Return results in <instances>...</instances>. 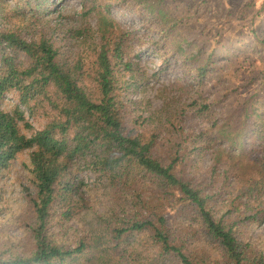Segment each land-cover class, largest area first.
Segmentation results:
<instances>
[{
  "label": "trees",
  "instance_id": "trees-1",
  "mask_svg": "<svg viewBox=\"0 0 264 264\" xmlns=\"http://www.w3.org/2000/svg\"><path fill=\"white\" fill-rule=\"evenodd\" d=\"M17 2L37 15L50 0ZM81 2L85 16H98L100 43L89 66L63 61L46 37L29 40L0 28V99L10 91L20 96L14 112L0 109V173L31 151L37 189V224L31 229L36 250L29 257L0 255V264H264V250L241 239L236 220L243 200L249 201L244 220L264 219V112L245 107L242 125L214 123L198 135L212 154L211 165L206 172L192 169L181 145L165 152L156 136L128 127L119 85L133 75L118 66L129 35L119 33L97 0ZM137 2L154 12L151 0ZM3 11L0 5V19ZM157 16L165 24L175 22L162 10ZM176 48L175 56L185 54L191 63L202 58L187 56L183 43ZM203 62L199 75L208 71ZM132 66L127 61L125 71ZM194 105L198 114L211 116L209 105ZM22 106L47 118L31 136L21 127L32 129ZM83 173L94 177L93 185L80 178ZM90 190L100 192L91 227L71 232L67 224L92 211Z\"/></svg>",
  "mask_w": 264,
  "mask_h": 264
},
{
  "label": "rangeland",
  "instance_id": "rangeland-1",
  "mask_svg": "<svg viewBox=\"0 0 264 264\" xmlns=\"http://www.w3.org/2000/svg\"><path fill=\"white\" fill-rule=\"evenodd\" d=\"M81 1L50 0L49 7L35 15L25 13L17 0H0L4 10L0 28L29 40L46 37L60 49L63 61L89 66L96 60L100 43L98 16H85ZM97 1L101 12L119 24V33L124 29L129 35L127 53L118 66L121 73L133 75L125 76L119 85L127 105L128 127L133 133L156 136L158 147L165 152L181 145L189 166L206 172L212 154L204 150V140L196 137L214 123L242 125L245 107L259 106V113L264 112V0H151L154 12L137 0ZM158 10L175 22L165 24ZM179 43L187 49V56L200 54L202 58L191 63L185 54L175 56ZM115 49L111 57L116 56ZM127 61L133 63V71H125ZM201 61L209 64L203 75L197 71ZM194 102L209 105L211 116L198 114ZM19 103V94L10 91L0 99V109L12 113ZM21 110L32 125L26 129L21 124L24 134L31 136L44 128V112L33 115L24 106ZM30 157L31 151L19 154L0 173V255L6 258L29 257L36 250L31 229L37 224L32 206L37 189ZM80 178L93 185L89 173ZM99 194L90 190L92 211L67 224L71 232L91 227L93 213L100 207ZM245 201H239L238 234L264 250V219L244 220Z\"/></svg>",
  "mask_w": 264,
  "mask_h": 264
}]
</instances>
